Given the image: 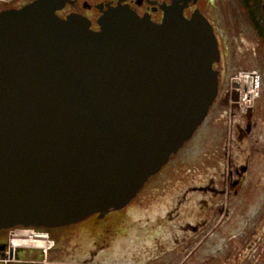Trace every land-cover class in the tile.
<instances>
[{
	"label": "water",
	"instance_id": "obj_1",
	"mask_svg": "<svg viewBox=\"0 0 264 264\" xmlns=\"http://www.w3.org/2000/svg\"><path fill=\"white\" fill-rule=\"evenodd\" d=\"M57 4L0 13V230L126 207L218 96V44L200 13L156 25L118 8L91 32Z\"/></svg>",
	"mask_w": 264,
	"mask_h": 264
},
{
	"label": "flooded vegetation",
	"instance_id": "obj_2",
	"mask_svg": "<svg viewBox=\"0 0 264 264\" xmlns=\"http://www.w3.org/2000/svg\"><path fill=\"white\" fill-rule=\"evenodd\" d=\"M33 1L0 0V13ZM57 1V17H78L91 32H99V20L118 8L156 25L168 12L186 20L198 12L217 40L218 78L223 71L231 76L254 70L259 93L245 114L235 107L228 114L226 91L220 153L210 157L219 134L211 121L199 169L178 175L182 181L174 186L163 184L153 203H129L58 228L1 229L0 264H264V0ZM241 18L249 37L235 32Z\"/></svg>",
	"mask_w": 264,
	"mask_h": 264
},
{
	"label": "rangeland",
	"instance_id": "obj_3",
	"mask_svg": "<svg viewBox=\"0 0 264 264\" xmlns=\"http://www.w3.org/2000/svg\"><path fill=\"white\" fill-rule=\"evenodd\" d=\"M249 24L244 19L241 18L240 20H236V28L235 32L237 36H244L249 37ZM228 74L224 73V71L221 73V75L218 78V96L213 103L212 107L210 108L205 120L203 123L198 127V129L195 131L193 136L183 144L181 149L175 154L172 155L169 161L161 168V170L156 173L155 175L151 176L148 181L144 184L143 188L139 191V193L135 196V198L130 202L129 205H142V204H150L153 203L155 200V192L163 186V184H166L167 186H174L178 182L182 181V179H179L180 176L185 175L190 169L196 165L199 169V166L196 163L198 159L200 160V156H203L205 153V149L202 146L203 142H206V137L204 136V131L207 129V127L210 125V122L212 121V115L216 112L220 113L224 108L223 105V99L225 97V93L227 91V81H228ZM227 117V116H226ZM228 120L226 119V125L227 128ZM217 128L219 129V141H217V146L213 151L210 153V157H214L215 155H218L220 153V150L222 148L220 136L223 134V125L222 120L218 121ZM203 138V139H202ZM222 138V136H221ZM195 145V146H193ZM208 159V157H206ZM180 161V162H179ZM200 163V162H199ZM196 168V167H195ZM202 169V167H200ZM178 175H180L178 177ZM165 186V185H164ZM118 264H126L124 262H117Z\"/></svg>",
	"mask_w": 264,
	"mask_h": 264
},
{
	"label": "built area",
	"instance_id": "obj_4",
	"mask_svg": "<svg viewBox=\"0 0 264 264\" xmlns=\"http://www.w3.org/2000/svg\"><path fill=\"white\" fill-rule=\"evenodd\" d=\"M259 76L254 70L239 71L227 81V110L232 107L245 114L253 106L259 93ZM235 98V99H234Z\"/></svg>",
	"mask_w": 264,
	"mask_h": 264
},
{
	"label": "crops",
	"instance_id": "obj_5",
	"mask_svg": "<svg viewBox=\"0 0 264 264\" xmlns=\"http://www.w3.org/2000/svg\"><path fill=\"white\" fill-rule=\"evenodd\" d=\"M220 113L216 112L212 115V121H215L216 125H218V121L219 120H222V125H223V134L220 136V139H222L223 141V138H224V135H225V125H226V108L224 107L221 111H219ZM209 127V126H208ZM207 127V128H208ZM204 134L206 135V129L204 131ZM219 135V134H218ZM218 141H219V136H218Z\"/></svg>",
	"mask_w": 264,
	"mask_h": 264
},
{
	"label": "bare ground",
	"instance_id": "obj_6",
	"mask_svg": "<svg viewBox=\"0 0 264 264\" xmlns=\"http://www.w3.org/2000/svg\"><path fill=\"white\" fill-rule=\"evenodd\" d=\"M21 235H22V234H21ZM29 240H30V239H29ZM21 241H22V240H21ZM31 242H33V241H31ZM26 243H28V242H26ZM15 244H16V243H15ZM36 245H37V244H36ZM37 246H38V245H37ZM44 247H45V249H47L48 244L45 243V246H44ZM42 248H43V247H42ZM36 249H37V248H36Z\"/></svg>",
	"mask_w": 264,
	"mask_h": 264
}]
</instances>
